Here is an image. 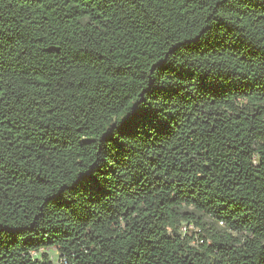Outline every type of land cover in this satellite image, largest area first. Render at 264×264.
Returning <instances> with one entry per match:
<instances>
[{
	"label": "trees",
	"instance_id": "obj_1",
	"mask_svg": "<svg viewBox=\"0 0 264 264\" xmlns=\"http://www.w3.org/2000/svg\"><path fill=\"white\" fill-rule=\"evenodd\" d=\"M52 248L264 264V0H0V264Z\"/></svg>",
	"mask_w": 264,
	"mask_h": 264
},
{
	"label": "snow or ice",
	"instance_id": "obj_2",
	"mask_svg": "<svg viewBox=\"0 0 264 264\" xmlns=\"http://www.w3.org/2000/svg\"><path fill=\"white\" fill-rule=\"evenodd\" d=\"M157 68L160 69V75L164 76L166 72L169 71V66L166 64H158ZM160 83H166V81H160ZM157 92L164 91L163 89H157ZM145 98H142L137 104V108H139V104H143L145 102ZM141 115L138 114L136 110L125 111L120 114L116 121L113 122L112 129L108 131L107 136H105V140L107 141L109 138L116 135L117 137L123 133V130L127 128H131L136 124V121L141 119ZM143 118H150V114L143 113ZM126 134V133H124Z\"/></svg>",
	"mask_w": 264,
	"mask_h": 264
},
{
	"label": "rangeland",
	"instance_id": "obj_3",
	"mask_svg": "<svg viewBox=\"0 0 264 264\" xmlns=\"http://www.w3.org/2000/svg\"><path fill=\"white\" fill-rule=\"evenodd\" d=\"M200 232V229L196 225H188L187 230L185 233L188 235H193V234H198ZM44 253H48L50 256V259L54 262V264H60V253L56 248L52 249H46V250H41L40 252L34 253V256L36 258H41Z\"/></svg>",
	"mask_w": 264,
	"mask_h": 264
},
{
	"label": "built area",
	"instance_id": "obj_4",
	"mask_svg": "<svg viewBox=\"0 0 264 264\" xmlns=\"http://www.w3.org/2000/svg\"><path fill=\"white\" fill-rule=\"evenodd\" d=\"M187 227H188V225H184L183 227H182V229H183V231L184 232H186V230H187ZM60 264H75V263H71V262H69L66 258H60Z\"/></svg>",
	"mask_w": 264,
	"mask_h": 264
}]
</instances>
